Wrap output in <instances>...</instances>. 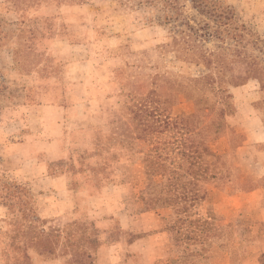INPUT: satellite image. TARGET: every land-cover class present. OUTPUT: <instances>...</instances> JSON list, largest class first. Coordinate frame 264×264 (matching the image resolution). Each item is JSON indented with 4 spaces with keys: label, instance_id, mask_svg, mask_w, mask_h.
Listing matches in <instances>:
<instances>
[{
    "label": "rangeland",
    "instance_id": "374dc122",
    "mask_svg": "<svg viewBox=\"0 0 264 264\" xmlns=\"http://www.w3.org/2000/svg\"><path fill=\"white\" fill-rule=\"evenodd\" d=\"M27 2L22 7V0H0V24L7 32L0 41V126L21 116L26 85V108L37 101L43 105L40 137L60 134L64 116L68 146L78 152L56 146L54 154L65 161L47 156L26 161L20 135L0 130V264L98 263L100 249L71 260L66 247L74 243L67 239L77 237L64 228L68 210L74 206L69 217L83 219L84 213L130 207V197L140 210L173 207L167 223L178 246L173 264L222 260L227 247L242 261L264 264V194L237 201L236 211L226 217L216 212L211 194L215 189L237 193L244 178L249 191L264 182L259 177L264 170L251 172L254 153L259 157L262 147L249 141L243 120L253 114V100L240 108L243 94L232 91L260 82L262 100L256 106L264 108V0H215L206 11L179 0L171 12L165 0ZM132 4L134 9L125 10ZM167 14L179 18L167 21ZM85 97L97 99L83 114L76 105ZM140 118L150 119L143 135ZM227 122L237 131L234 136L225 134ZM205 124L210 126L201 127ZM9 127L16 129L13 123ZM190 143L214 153L225 147L218 154L226 157L202 149L192 154ZM195 159L201 168L190 165ZM237 161L244 170L234 168ZM207 164L208 175L197 176ZM213 165H226L228 179L217 184L210 178ZM58 167L68 172L69 192L54 187L51 176ZM178 177L187 199L204 187L206 198L182 201L173 188ZM91 196L104 197L106 205ZM113 225L103 247L118 230L116 219Z\"/></svg>",
    "mask_w": 264,
    "mask_h": 264
},
{
    "label": "crops",
    "instance_id": "0c3cea01",
    "mask_svg": "<svg viewBox=\"0 0 264 264\" xmlns=\"http://www.w3.org/2000/svg\"><path fill=\"white\" fill-rule=\"evenodd\" d=\"M258 84L259 85H256V83H249L241 88L242 90L238 88L232 89L236 95L239 92L243 94V98H241L240 101V108L245 109L246 106H249L247 105L248 100H253L251 105L254 110H252L253 114H244L245 118L243 119L246 120V124L249 125L250 128L248 131L249 141L254 145L262 147V149L258 151L260 158L256 156V152L254 153L253 162H255L256 167H253V169L250 168L252 173L264 170V108L262 109L256 106V104L260 103L262 100V96H259L262 88L260 82H258ZM22 90L25 95L22 106L23 108L25 107V109H22V114H20L21 116L18 118H10L9 121H5V125L0 126V130H5V133L9 136L12 134V136L15 137V134H13L15 132L20 135L21 141L19 140V151L26 161L32 159L39 161L43 156H47L52 160L65 158L64 155L56 156V154H54L57 151L55 150L56 146L58 149L63 147L67 148V146L63 144L66 122L64 116L62 117L63 122L59 124L61 130L60 134H57V136L51 140L41 138V129L44 127L43 122L45 118L43 116V105H33L26 108L27 86L23 85ZM11 123L16 125V129L13 127L11 130V127H9ZM8 129L10 131H8ZM224 138L225 137H222L221 139ZM246 139L247 136L243 139L244 145L247 141ZM228 140L227 143L230 148V139ZM227 143L225 142L226 146ZM226 151L225 147H223V150L217 152L224 153ZM259 177L263 178L264 174L262 173ZM51 178L53 179L54 187H56L58 191L66 190L69 192L68 176L66 174L57 173L52 175ZM114 189H119V186L114 187ZM260 193L264 194V182L259 183L257 187L245 193L234 194L230 193L228 189L224 191L215 189L211 192L217 204L216 212L224 217L236 211L233 208L237 201L242 203L245 201H252L251 199L256 196L258 197ZM129 205L130 207H121L112 210L119 224L118 230H113L114 235L111 242L104 247L102 245L100 248L97 254V256L99 255L98 263L96 264H173L178 257V246H175L172 242L170 232L167 229L168 221H172L173 207L164 206L162 208L140 210L138 205L133 207V198L131 197ZM100 255H103L104 258L101 259ZM251 259L252 258L242 261L240 254H238L236 258L231 248L227 247L226 251H224L222 260L211 257L205 263L200 262V264H258L257 261H251ZM185 261L186 260L179 261L181 263L178 264H183Z\"/></svg>",
    "mask_w": 264,
    "mask_h": 264
},
{
    "label": "trees",
    "instance_id": "16d2710c",
    "mask_svg": "<svg viewBox=\"0 0 264 264\" xmlns=\"http://www.w3.org/2000/svg\"><path fill=\"white\" fill-rule=\"evenodd\" d=\"M25 1H26V3H28L27 0H22V7L25 6ZM29 1L37 2L40 0H29ZM191 1L194 3V6L199 7L200 10H204V11H206V9L211 8L215 2V0H191ZM73 2L85 3V2H87V0H73ZM178 3H179V0H165V5H164L165 10L168 12H171L172 10H177L178 9ZM135 6H136L135 4H132L130 6L128 5L127 7H125L126 8L125 10H132L135 8ZM22 9H25V8H22ZM164 18L167 21H169V20H173V19L177 20L179 17L174 16V14H171V15L167 14ZM6 33L7 32H5V30L3 29L2 24H0V41H4L6 39ZM211 35H212L211 32H209L208 34L207 33L204 34V36H205L204 39H208V37H210ZM3 45H4L3 42H1L0 47H3ZM96 99L97 98L92 99L90 97H85V99H82L81 101H79L77 103V105L76 104L75 105L78 109H81V113L85 114L89 105L95 103ZM41 103H42L41 101H37L35 104L41 105ZM57 105H59V104H57ZM144 106H145L146 112H148L150 107L148 106V104H146ZM151 107L153 108L152 111H157V108H155L153 106H151ZM64 120L66 121V123H65V128H64V133H65L64 136L65 137L63 138L64 139L63 144L69 148V151H72L74 153L78 152V149H74L72 146H68L69 142L66 139V137H67L66 124L68 121L66 120V117H64ZM149 121H150L149 118H140V121L137 122L139 129L142 131V135L149 132V130H150ZM75 123L79 124L78 122H75ZM221 123L222 122H219V125ZM205 125H203L201 127L207 128L210 126V124H205ZM184 127H186L188 131L193 130L192 127H188L186 125ZM199 127L197 126V129H199ZM236 133H237V131H235L227 122V130L225 131V134H228L230 136H234ZM187 148H188V150L192 149V154H198V153H200V149H202L204 152H207L209 155H211L213 157H217V158L226 157V155L212 152V150L209 147H205V146L200 147V146H195V145L190 143L187 145ZM197 157H198L197 159H199L200 155H198ZM64 159H66V158H62L59 160L65 161ZM237 162L234 165V168L238 171L244 170V168H242L240 166V163L239 162L237 163ZM190 165H194V166H196V168H201V163L199 162V160H196V159L194 160V162H191ZM148 167H149V165H148ZM178 168L181 169L182 167L179 166ZM189 168H190V166H189ZM62 169L63 168L58 167L57 172L59 171L58 173L66 174L68 176V172L66 170L62 171ZM209 169H210L209 164H207V166H205V168H203V171H202V172H205V174H203L201 172V174L197 175V176L203 177V175H208ZM211 169L216 170V171H213L212 174H210V178L214 179L215 182L222 181L226 178L228 179L229 174L227 173L226 165H221V169H219L217 165H213L211 167ZM162 173L164 174V171ZM180 178H181V175H180ZM192 178H193V180L197 179L198 181H201L199 179V177L193 176ZM248 180H249V178H244L243 180H241V182H239L238 187L240 189L237 190V193H245V192L249 191V188H251V186H250V184L247 185ZM189 183H190V180H189ZM70 184H71V182H70V179L68 178V189H69ZM217 184H218V182H217ZM253 186H257V184H254ZM173 188L177 191V197H180V199L186 203L187 202H195L198 198L200 200H203L204 198H206L205 196L208 195L207 194V188L204 187L203 190H201L200 195L197 193H194L193 195H195V197H193L190 200L187 199L186 186H184L182 184V182L179 181V177L175 181V183H173ZM237 193L234 192V194H237ZM93 198H94L96 204L99 203V206L106 205V202L104 201V199H105L104 197L94 196V197H92V199ZM6 203L8 204V202H6ZM73 207H72V209L68 210L69 213H68V216L65 220V225H64V228H67L66 233L68 234V236L75 235L77 237V240L74 239V240L70 241V239H67L68 245H71L74 243L73 246L66 247V249H70L71 260H74L82 252H87L89 254V256H93V254L96 253L102 247V244L105 240V235L107 234L109 229L112 228V226H114L113 222L116 219L114 217V213L110 207H108V209L105 210V212H102L100 214L93 213L92 215H90V217H89V214L84 213L83 219H80L81 216H79V217L75 216L74 218H70L69 217L70 214L75 212V209ZM180 217L181 216H178L179 220H181ZM81 220H83V221H81ZM86 222L91 225V227L93 228L92 230L89 231L87 229L88 225H86L87 224ZM70 226H73V227L76 226V228H68Z\"/></svg>",
    "mask_w": 264,
    "mask_h": 264
}]
</instances>
